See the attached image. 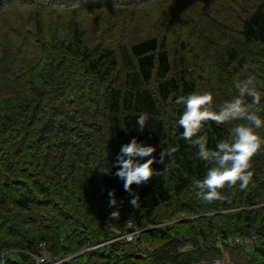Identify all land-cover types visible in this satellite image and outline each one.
I'll return each instance as SVG.
<instances>
[{"label": "trees", "instance_id": "16d2710c", "mask_svg": "<svg viewBox=\"0 0 264 264\" xmlns=\"http://www.w3.org/2000/svg\"><path fill=\"white\" fill-rule=\"evenodd\" d=\"M154 1H162L158 8L165 23L149 21L128 34L116 31L130 9ZM197 3L199 11L173 0H0V253L5 264H36L40 244L50 259L46 264H206L225 262L226 255L230 264H264V144L250 160L248 186L222 196L223 207L204 204L195 182L211 165L182 138L183 105L175 102L189 93H211V110L218 111L237 96L236 84L252 77L261 102L244 100L264 118V0ZM91 10L108 11L99 21L100 26L111 21L108 38L48 40L50 19ZM171 35L175 38L169 40ZM28 76V95L18 105L17 87ZM142 115L143 129L136 124ZM241 123L246 122L207 121L199 134H206L207 146L215 149ZM257 132L264 139V128ZM133 137L155 148L156 161L161 151H176L153 163L151 183L133 184L130 193L115 175L117 155L111 150L118 154ZM89 176L95 182H88ZM88 188L100 204L114 192L124 207L118 222L109 217L110 208L104 214L98 208L90 221L75 213L70 199L76 196L75 203L87 205ZM133 196L139 197L138 208L130 204ZM178 201L181 207L174 206L163 222ZM175 216L198 218L165 224ZM196 221L194 228L180 230ZM60 230L65 238L53 242Z\"/></svg>", "mask_w": 264, "mask_h": 264}, {"label": "clouds", "instance_id": "9594fccd", "mask_svg": "<svg viewBox=\"0 0 264 264\" xmlns=\"http://www.w3.org/2000/svg\"><path fill=\"white\" fill-rule=\"evenodd\" d=\"M237 96L224 103L218 111L211 110V93L197 94L189 93L176 98V103L183 105V111L178 120V125L183 129L182 138L190 141L197 149L196 156L211 165L202 180L195 182L199 195L205 201H213L219 197L217 189L222 188L227 182L235 184L244 189L248 186L252 173L250 160L264 144L257 130L264 128V118L257 113L260 109L253 110L251 105L244 100L245 97L252 98V104L261 102L259 93L253 84V78L236 84ZM245 121L232 129L231 137L228 140L219 141L215 149L209 148L206 134L200 135L204 123L214 121L216 124H223L232 121ZM136 124L143 129L145 117L137 118ZM155 148L146 145L133 137L130 142L121 146L117 154L115 165L118 170L115 175L123 181L124 189L131 193L133 184L146 183L155 174L152 165L154 162L163 163L165 155L171 157L176 149L169 148L161 151L159 161L152 155ZM148 157L147 160L145 158ZM109 207H116L118 204L114 192H109ZM138 196H133L130 204L138 208ZM119 210L112 211L111 217L117 218ZM131 238V237H129Z\"/></svg>", "mask_w": 264, "mask_h": 264}, {"label": "rangeland", "instance_id": "374dc122", "mask_svg": "<svg viewBox=\"0 0 264 264\" xmlns=\"http://www.w3.org/2000/svg\"><path fill=\"white\" fill-rule=\"evenodd\" d=\"M161 2L162 1H154L151 3L145 4V5H140L138 7L130 9L129 13L124 15L122 17V19L120 17H117L121 20L119 23L120 27L118 29H116V31L122 32L124 34H128L129 32L137 31L142 25L148 24L149 21H152L155 24L165 23L167 21L165 18V15H163V13L158 8ZM173 2L178 4V5L183 6L184 9H187L190 11H199L200 10V6L198 5L197 0H173ZM106 12H108V11L107 10H103V11L102 10H91V11H89V13L81 12L78 14V11H76L74 13H64L63 15H61L60 19H53L52 18V19H50V21H48V25H47V29H46L48 32V40L54 41L56 38L68 37L71 39H78V40H83V41L99 42V40L102 38H108V34H106L105 29L107 27H109L108 25L111 23V21H109V19L108 20L105 19L106 21H104V22L107 25H104V26L99 25V21L103 20L105 18L104 14H107ZM13 15L18 16L19 13L14 12ZM68 15H71L73 17H70ZM2 18H3V16H2ZM62 19H65V21L62 22ZM69 21L71 23L68 26H66L65 24ZM185 37H187V27H185V29H184V34H183L182 38H185ZM173 38H175V35L169 36V40H172ZM178 38L181 39L180 37H178ZM189 47H190V49H194V50L196 49L194 40L189 41ZM29 77L30 76L26 77L24 82L17 87V90L19 91V94H18L19 97L18 96H14V97H18V99H20V102L18 105H22L25 103L24 98L28 95L27 94V88H28L27 84H28ZM116 152H117V148L114 147L111 150V153H113L114 155H117ZM154 172L156 174L155 170H154ZM155 174L149 179L148 182L143 183V184L151 183L152 180L155 179ZM91 180L95 182V179L94 178L92 179L91 177L89 178L88 182H91ZM239 184H240L239 181L236 182L235 184H229L226 182L222 188L217 189V192L219 193V197L213 201H210L212 203V207L214 206V208H217V209L220 207H223L224 206L223 203L220 202L223 199L222 196L226 197V195L229 193L231 194L232 191H234V192H236L237 190L239 191V189H240ZM241 190H243V189H241ZM93 192L94 191L91 188L87 189L88 203H87V205H83L84 207L82 206V204L75 203L76 196H73L70 199V200H72L71 207L75 211V213L79 217H81L82 215H84V216L87 215L89 221H90L89 217L92 220H95L96 213H98L99 209L103 210L102 214H104V212H107L110 208L109 202H105V203L100 204L96 200L93 201V199H94ZM117 201H118L117 206L110 208V209H114V211H115L118 208L119 213L122 214L124 212L123 203L120 202L119 200H117ZM178 203L181 207L180 201L174 202L172 204L171 209L169 210V213L167 214L166 218L162 219L163 222H165L167 217L171 218V216L173 215V212H175V210H173L175 208L174 206H177ZM205 203H207V202L204 201V204ZM184 206H187V204H184ZM253 208L254 207H252V209ZM238 210L236 209V211H238ZM240 210H242V209H240ZM220 213L228 214L229 212L223 211ZM215 214H218V212H216L212 215H215ZM208 215H210V214H204V215H202V217H209ZM110 216L111 215H109V217ZM175 217H176L175 221L166 222L165 224L166 225H172L175 223H186L187 221L190 222L191 220L198 218V217H182V216H180V217L175 216ZM112 220L115 222L119 221L117 218H112ZM43 222H45L44 219H43ZM195 224H198V222L196 221L194 223H190L189 225H186L187 227L186 226L180 227V230H181V228H183V229L194 228L192 226H194ZM106 225L110 229L114 230V227L112 224L107 222ZM129 226H130V224H129ZM158 226H164V225L162 224V225H158ZM203 228H205V227H203ZM61 231L62 230L59 231V235H57L56 240H54L53 242L58 241V243H60V241L62 242V240L65 238L66 233L63 231L61 232ZM35 234L39 235V233H35ZM123 238H125V237H121L120 239H123ZM72 250H73V247H70V251H72ZM70 251H68V252H70ZM10 257L12 260H15V261L17 260L16 255H11ZM73 257L74 256H72V255L69 256L67 258V260H64V262L71 260ZM217 261H219V260H217ZM221 262H223L224 264H226L228 262L230 264V261H228L227 255L225 256V262L222 260H221Z\"/></svg>", "mask_w": 264, "mask_h": 264}, {"label": "built area", "instance_id": "2783aa9c", "mask_svg": "<svg viewBox=\"0 0 264 264\" xmlns=\"http://www.w3.org/2000/svg\"><path fill=\"white\" fill-rule=\"evenodd\" d=\"M37 257H35L36 264H46L50 263L49 256L46 252V246L44 244H40L38 247V253ZM0 264H5V254L0 253ZM52 264H60V262H55ZM206 264H224L221 261H214V262H209Z\"/></svg>", "mask_w": 264, "mask_h": 264}]
</instances>
